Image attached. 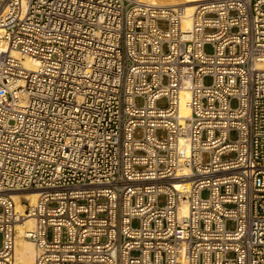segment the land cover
Wrapping results in <instances>:
<instances>
[{
    "label": "built area",
    "instance_id": "1",
    "mask_svg": "<svg viewBox=\"0 0 264 264\" xmlns=\"http://www.w3.org/2000/svg\"><path fill=\"white\" fill-rule=\"evenodd\" d=\"M18 234L34 264H264V0H0V264Z\"/></svg>",
    "mask_w": 264,
    "mask_h": 264
},
{
    "label": "bare ground",
    "instance_id": "2",
    "mask_svg": "<svg viewBox=\"0 0 264 264\" xmlns=\"http://www.w3.org/2000/svg\"><path fill=\"white\" fill-rule=\"evenodd\" d=\"M149 4H154L158 6H172V5H183L186 9L187 16L191 15L195 8V4L204 0H147ZM184 26L186 28H189L191 25V21L189 18H185V21L183 22ZM13 55H17L16 52H12ZM21 63L28 67V68H34L37 64L36 62L31 61L28 58H25L21 60ZM184 111L187 112V108H184ZM7 194H10L12 198L16 202V208L18 211L22 212L24 210V202L27 201L29 204H33L38 197V191L37 190H30L25 192H8ZM33 220L32 218H27L26 225L28 227L32 226ZM16 256L18 259L19 264H34V246L32 242L28 239H25L21 237L20 234H18L17 241H16V248H15Z\"/></svg>",
    "mask_w": 264,
    "mask_h": 264
},
{
    "label": "rangeland",
    "instance_id": "3",
    "mask_svg": "<svg viewBox=\"0 0 264 264\" xmlns=\"http://www.w3.org/2000/svg\"><path fill=\"white\" fill-rule=\"evenodd\" d=\"M205 51H207V52H211V48H210V46H206V47H205ZM204 81H205V83H209L210 80H209V78H206ZM135 102H136L137 105H140V104H142L143 100H142L141 98H137V99L135 100ZM234 104H235V103L233 102L232 105H234ZM157 105H158V106H161V107L165 106V105H166V99H165V98H162V99L158 100V101H157ZM231 137H232V138L235 137L234 133L231 135ZM204 158L206 159V156H204ZM206 194H207L206 192H203L202 195H203V196H206ZM160 202H161V203L163 202V198H162V197H160ZM133 225L136 226V225H137V221H134V222H133ZM228 226L231 227V226H232V223H229Z\"/></svg>",
    "mask_w": 264,
    "mask_h": 264
}]
</instances>
